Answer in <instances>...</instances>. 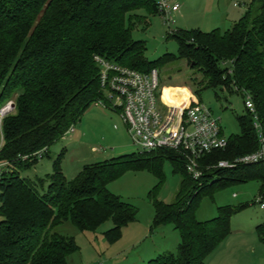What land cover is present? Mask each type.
<instances>
[{
    "label": "trees",
    "instance_id": "obj_1",
    "mask_svg": "<svg viewBox=\"0 0 264 264\" xmlns=\"http://www.w3.org/2000/svg\"><path fill=\"white\" fill-rule=\"evenodd\" d=\"M138 10L162 16L153 0H0V106L11 100L14 105L1 122L0 161L10 167L0 175V264H67L78 246L57 232L66 222L80 232H95L110 221L112 228L104 237L117 242L138 211L107 186L139 171L153 174L160 186L165 162L180 177V185L171 204L156 200L158 186L150 193L151 228L171 225L180 240L175 253L160 254L145 264H205L217 251L231 233V218L246 205L217 208L214 218L200 222L196 212L203 197L213 199L217 191L256 182L258 199L264 202V165L207 169L258 148L247 110L236 116L239 134L227 139L226 148L200 159L203 174L198 181L168 149L86 164L71 180L61 171L62 150L52 162L43 193L20 176L47 156L91 106L104 102L96 57L143 73L185 60L202 76L194 95L201 88L249 95L264 136V0H252L244 16L224 33L193 29L174 34L179 55L165 54L154 61L144 57L145 43L131 38ZM255 230L264 244V223Z\"/></svg>",
    "mask_w": 264,
    "mask_h": 264
},
{
    "label": "rangeland",
    "instance_id": "obj_2",
    "mask_svg": "<svg viewBox=\"0 0 264 264\" xmlns=\"http://www.w3.org/2000/svg\"><path fill=\"white\" fill-rule=\"evenodd\" d=\"M153 1L157 5L160 2ZM166 1L170 5L178 4L180 8L178 13L170 14L169 19L173 23L169 27L164 16H153L146 10H138L135 14L140 18L132 21L131 38L145 43L144 57L148 61L157 60L165 54L178 56V42L172 36L180 31L198 29L203 32L219 30L224 33L244 16L252 0ZM158 78L162 102L170 104L166 98L173 99L182 95V92L189 91L194 103L202 104L220 120L226 139L239 134L236 116L246 113L244 96L221 88L201 87L194 95L202 76L191 70L185 60L158 69ZM1 122L0 148L3 144ZM73 129L72 133L63 136L50 147L47 156L38 159L30 169L19 172L21 177L35 183L40 193L47 189V177L52 173V162L62 150L65 151L61 171L67 180L74 178L86 164L125 154L142 153L141 149L132 143L120 116L110 110L91 106ZM162 172L164 181L160 186L157 178L148 171L127 172L107 186L111 194L131 204L138 211L135 221L122 231L117 242L111 244L104 237V233L112 228L110 221L101 225L95 232H80L69 222L58 226L57 232L72 237L78 246V251L67 257V264H145L160 254L168 253V250L175 253L177 247L173 246L175 234L172 229L170 231L169 228H151L154 208L150 193L158 186L156 200L171 204L180 185V177L172 173L169 162L163 164ZM258 190V183L249 182L217 191L213 199L203 197L200 201L196 212L199 221L214 218L217 208L246 205L230 220L231 235L239 239L230 242L231 257L226 259V264H230V258L236 259L235 264H264V253L255 247V244L242 238L254 225L264 223V210L260 209L258 203ZM164 226L173 228L171 225Z\"/></svg>",
    "mask_w": 264,
    "mask_h": 264
},
{
    "label": "built area",
    "instance_id": "obj_3",
    "mask_svg": "<svg viewBox=\"0 0 264 264\" xmlns=\"http://www.w3.org/2000/svg\"><path fill=\"white\" fill-rule=\"evenodd\" d=\"M158 9L169 27L173 23L169 19L170 14L176 12L179 6L160 0ZM94 60L99 66V83L105 96L104 102L97 101L95 106L103 109L109 106L118 111L132 143L141 152L158 149L176 152L184 162L187 175L198 181L203 174L199 165L200 159L213 151L224 150L227 146V139L221 132L220 120L202 104L194 103L190 92L187 96L179 97V103L162 102L157 70L143 73L109 63L99 57ZM244 98L245 109L253 118L258 148L233 160H220L207 169L264 165V136L250 96L244 94ZM12 103L8 101L0 108V121L12 112ZM72 132L73 128L66 135ZM21 160L30 161L28 157ZM9 167L8 162L0 161V175ZM258 203L264 209V202L258 199Z\"/></svg>",
    "mask_w": 264,
    "mask_h": 264
},
{
    "label": "crops",
    "instance_id": "obj_4",
    "mask_svg": "<svg viewBox=\"0 0 264 264\" xmlns=\"http://www.w3.org/2000/svg\"><path fill=\"white\" fill-rule=\"evenodd\" d=\"M180 9V8H179ZM179 9L176 11V12H174L175 14L176 13H178L179 12ZM187 92V91H186ZM182 94H187V93H183L182 92ZM74 130V129H73ZM223 132V131H222ZM261 209V208H260ZM261 210H264V209H261ZM197 219V218H196ZM198 220V219H197ZM199 221V220H198ZM204 221V220H203ZM203 221H200V222H203ZM205 221H207V220H205ZM129 226V225H128ZM128 226L127 227H125L124 229H127L128 228ZM256 226H258L257 224L256 225H254V228L253 229H251L250 230V232L249 233H247V234H244V236L242 237V238H244V240L246 241V242H248V243H251V244H255V247H257V248H259L261 251H262V253H264V244L263 243H261L260 241H259V239H258V236H257V234H256ZM164 228H169V230L171 231V229H172V232H173V234H175L174 236H175V238H174V240H173V246L176 248L177 247V245L179 244V234L177 233V231L176 230H174V228H171L170 226H160V227H158V228H155L154 230H156V229H158V230H162V229H164ZM123 229V230H124ZM178 235H177V234ZM177 236V237H176ZM230 236H232L231 235V233L229 234V236L225 239V241L220 245V247L217 249V251H215L213 254H211L207 259H206V261H205V264H226L225 263V261H226V259L227 258H229V257H231V255H230V247L232 246V245H230L231 243L230 242H232V241H236V240H238L239 239V237H237V236H232V237H230ZM231 238H233V239H231ZM231 240V241H230ZM226 245L228 246V247H226ZM168 252H170V253H172L171 252V250H168ZM154 256H156V255H154ZM153 256V257H154ZM148 257H150V256H148ZM237 261H236V259L235 258H233V259H231L230 258V264H235ZM144 263V262H143Z\"/></svg>",
    "mask_w": 264,
    "mask_h": 264
},
{
    "label": "bare ground",
    "instance_id": "obj_5",
    "mask_svg": "<svg viewBox=\"0 0 264 264\" xmlns=\"http://www.w3.org/2000/svg\"><path fill=\"white\" fill-rule=\"evenodd\" d=\"M183 95H185V94H182V95H179L178 97H176V98H173V99H171V98H166L165 100H169V102L171 103V104H176V103H179V97H182ZM187 95H189V91L187 92V94L185 95V96H187Z\"/></svg>",
    "mask_w": 264,
    "mask_h": 264
},
{
    "label": "water",
    "instance_id": "obj_6",
    "mask_svg": "<svg viewBox=\"0 0 264 264\" xmlns=\"http://www.w3.org/2000/svg\"><path fill=\"white\" fill-rule=\"evenodd\" d=\"M11 108H12V109L14 108V105H13V103L11 104Z\"/></svg>",
    "mask_w": 264,
    "mask_h": 264
}]
</instances>
